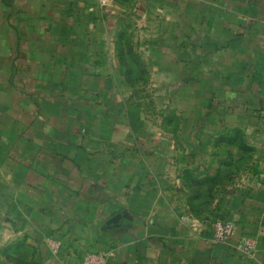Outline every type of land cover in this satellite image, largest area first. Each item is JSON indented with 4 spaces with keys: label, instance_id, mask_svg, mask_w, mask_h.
I'll use <instances>...</instances> for the list:
<instances>
[{
    "label": "crops",
    "instance_id": "crops-1",
    "mask_svg": "<svg viewBox=\"0 0 264 264\" xmlns=\"http://www.w3.org/2000/svg\"><path fill=\"white\" fill-rule=\"evenodd\" d=\"M102 1L0 0V264H82L84 255L92 251L107 253L106 264L264 261V115L260 116V152L244 130L252 153L218 143L229 133L225 128L207 136L213 151L207 153L202 144L192 148V157L199 159L195 170L204 167L199 174L185 165L178 167V174L176 167L175 175H164L173 170L175 159L162 154L164 157H155L159 155L130 145L122 149L123 155L114 156L126 155L125 162L134 153L150 157L145 171L154 173L156 181L137 174V164L113 165L111 174L105 176L103 164L110 166L114 158L105 160L106 154L98 147L73 146L77 136L58 129L64 123L69 131L67 125L76 123L89 130L84 124H94L97 119L67 117L74 106H96L90 107L85 98L68 99L71 88L52 81L56 68L73 67L82 77L80 88L93 82L87 70L90 59L85 61L86 55L72 50L71 44L78 38L87 45L90 37L95 38L93 43L99 49L106 37L93 30L119 29L112 46L117 61L116 45L119 39L124 44L127 34L122 33L126 27L119 28L125 18L180 27L190 20L189 13L196 18L201 5L210 0H105V5ZM214 1L210 3L216 6V15L228 13L224 5L241 13L234 21L215 16L225 30L230 29L231 38L234 27H260V56L264 57V0L260 5L258 0H225L224 5V0ZM156 43L160 48L166 45L165 41ZM100 57L92 53L93 64ZM74 58L76 64L66 63ZM263 96L260 94V110L264 109ZM101 122L98 119L95 124ZM165 123L161 120L160 127ZM176 133L182 141V132ZM192 134L195 140L201 138L200 133ZM255 153L260 155L256 174L247 172L242 164ZM205 156L215 159L206 163ZM186 169L194 170L192 178L204 183L198 186L185 179ZM218 218L236 224V237L229 244L210 242ZM241 236L257 241L251 259L236 249ZM46 238L60 243L61 259L60 255L54 257Z\"/></svg>",
    "mask_w": 264,
    "mask_h": 264
},
{
    "label": "rangeland",
    "instance_id": "rangeland-1",
    "mask_svg": "<svg viewBox=\"0 0 264 264\" xmlns=\"http://www.w3.org/2000/svg\"><path fill=\"white\" fill-rule=\"evenodd\" d=\"M262 1L258 0L256 3L260 5ZM210 2L211 0L204 6L201 5V11L196 18L189 13L187 16L190 20L184 21L180 27L161 26L153 22L138 23L132 17L131 20L125 18L124 24L119 27H126L122 33L127 32L124 43L126 53L121 63L118 57L116 61L112 54L113 39L119 29L103 31L101 28H95L94 34L102 31L106 37V44L99 46V49H96V44L93 43L95 38L93 41L92 37L91 45L85 44L80 38L71 44L74 53L86 55L85 61L90 59L91 65L88 64L87 70L94 77L93 82H88L86 88H80L82 77L73 67L56 68L52 81L56 85L71 88V94H67L68 99L75 101L79 97L85 98L90 107L95 105L96 108L74 106L66 116L72 117V120L95 116L96 120L102 121L98 124H95L96 120L94 124H84L89 126V130H85L83 126L81 128V125L79 128L76 123H70L67 125L68 131L64 123L58 124L59 130H66L67 135L77 136L73 146L79 149L98 147V151L106 154L107 161L112 160L115 155H123L121 151L126 145H130L131 149L138 147L140 151H152L159 155L155 157L167 155L175 159V163L171 164L173 170L164 175H175L176 167L178 174V167L185 165L195 170L199 159L192 157V148L196 150L202 144L207 153L213 151L215 148L207 136L225 128L227 132L233 128L244 130L260 152V116L264 115V109L260 110V94L264 95V73L261 72L264 71V57L260 56V27H234L231 38L230 29L225 30L215 16H218V19L225 16V19L234 21L241 13L234 8L231 11L224 5V0L222 4L228 13L224 14L223 11L216 15L213 11L216 6ZM125 12L130 14L128 10ZM83 31L85 32V29L80 30ZM158 41H165L164 48H160L156 43ZM92 53H99L101 56L94 64L91 60ZM131 54H135L141 64H137V59H132ZM70 62L76 64L78 61L76 58L66 61L72 64ZM117 62L120 69L117 68ZM66 63L64 61L63 65ZM161 120L166 122L162 124L165 127H160ZM166 131H171L174 135ZM176 132H182V141L178 140ZM192 133H200L201 138L195 140ZM186 135H189V138ZM135 136L138 138L135 139ZM160 148L162 150H159ZM70 150L69 147V151L65 152L69 153ZM134 154L128 162L124 160L125 155L114 158L110 166L103 164L104 175L111 174L113 165H125L126 168L137 164L140 168L137 174L156 181L154 173L145 171V162L150 157L146 159L140 153ZM251 155L243 161V169L248 168L247 172L256 174L254 169L260 166V155ZM213 159L215 158L212 156H205L204 161L210 163ZM98 166L101 167V163ZM203 168L202 165L195 170L196 173H202ZM194 170L186 169L185 179L191 180ZM223 221L226 220L216 219L214 229L218 222ZM46 239L45 243L47 242L51 250V241L55 240ZM61 253L62 246L59 252L53 255L56 258L60 255L61 259Z\"/></svg>",
    "mask_w": 264,
    "mask_h": 264
},
{
    "label": "built area",
    "instance_id": "built-area-1",
    "mask_svg": "<svg viewBox=\"0 0 264 264\" xmlns=\"http://www.w3.org/2000/svg\"><path fill=\"white\" fill-rule=\"evenodd\" d=\"M102 4L105 5L106 1H102ZM236 237V224L233 221H223L218 222L215 225L214 234L210 240L212 244H229ZM236 249L240 252L245 258H253L256 248L257 241L255 238L249 236H241L237 240ZM60 243L57 241H51V250L53 254H57L60 249ZM108 254L105 252H90L85 255L82 264H106ZM257 264H264V261Z\"/></svg>",
    "mask_w": 264,
    "mask_h": 264
},
{
    "label": "trees",
    "instance_id": "trees-1",
    "mask_svg": "<svg viewBox=\"0 0 264 264\" xmlns=\"http://www.w3.org/2000/svg\"><path fill=\"white\" fill-rule=\"evenodd\" d=\"M116 49H117L119 61L121 63V60L124 61V53H126V48L122 42V39L118 40V44L116 45ZM134 55L131 54V58L134 60L137 59L136 63L141 64V61H139L138 58ZM219 140H220V142H218V143H224V144H227L228 146L238 147L240 150H242L244 152L246 151L249 154L254 151V148L248 145V142L244 136V132L239 130V129H233V130L229 131V133L227 135H224ZM191 180H192L191 183L193 182L192 184L196 183L198 186H201L204 183V182H198L193 178H191ZM191 209H192V207H191ZM192 211H193V209H192Z\"/></svg>",
    "mask_w": 264,
    "mask_h": 264
},
{
    "label": "water",
    "instance_id": "water-1",
    "mask_svg": "<svg viewBox=\"0 0 264 264\" xmlns=\"http://www.w3.org/2000/svg\"><path fill=\"white\" fill-rule=\"evenodd\" d=\"M120 217H121L120 215H119L118 217H115V218L113 219V222L116 223L117 220H118V218H120Z\"/></svg>",
    "mask_w": 264,
    "mask_h": 264
}]
</instances>
